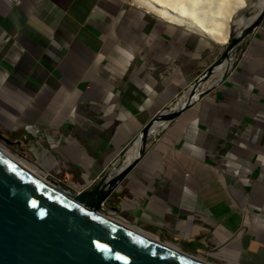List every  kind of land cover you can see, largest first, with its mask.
I'll list each match as a JSON object with an SVG mask.
<instances>
[{"label": "crops", "instance_id": "obj_1", "mask_svg": "<svg viewBox=\"0 0 264 264\" xmlns=\"http://www.w3.org/2000/svg\"><path fill=\"white\" fill-rule=\"evenodd\" d=\"M225 47L126 0H0V137L88 191ZM243 50L103 208L210 264H264V20Z\"/></svg>", "mask_w": 264, "mask_h": 264}, {"label": "water", "instance_id": "obj_2", "mask_svg": "<svg viewBox=\"0 0 264 264\" xmlns=\"http://www.w3.org/2000/svg\"><path fill=\"white\" fill-rule=\"evenodd\" d=\"M263 20L264 9L239 37L232 38L221 60L180 97L177 107L160 113L142 132L133 144L141 145L135 161L114 174L124 154L90 190L76 193L64 185L57 187L0 153V264H210L111 220L103 213V205L144 157L149 140L156 135L154 128L169 126L224 81L242 43ZM224 65L225 74L218 82L204 87ZM0 140L10 145L5 138Z\"/></svg>", "mask_w": 264, "mask_h": 264}, {"label": "bare ground", "instance_id": "obj_3", "mask_svg": "<svg viewBox=\"0 0 264 264\" xmlns=\"http://www.w3.org/2000/svg\"><path fill=\"white\" fill-rule=\"evenodd\" d=\"M137 7L148 11L159 19L180 27L186 31L199 35L222 46H228L234 36L239 37L244 28L250 26L257 19V15L248 19L246 25H242L244 17L237 19L239 13L249 7L251 0H126ZM264 6V5H263ZM263 10V8H261ZM260 10V12H261ZM259 12V13H260ZM246 26V27H245ZM222 68V71H221ZM219 68V78L226 71V65ZM221 71V74H220ZM208 80L205 82L207 85ZM188 97V96H187ZM184 100L182 101V103ZM177 105V104H176ZM165 125L158 124L154 128L157 133ZM140 143L135 144L129 152L126 165L133 163L140 154ZM0 153L4 154L18 165L37 177H41L40 170L32 163L12 155L6 146L0 143ZM126 167V166H125ZM124 168V167H123ZM122 168V169H123ZM121 169V170H122ZM43 175V174H42ZM112 220V219H111ZM116 222V221H115ZM129 227V226H128ZM130 229L139 234L159 242L135 228ZM169 246V245H168Z\"/></svg>", "mask_w": 264, "mask_h": 264}, {"label": "rangeland", "instance_id": "obj_4", "mask_svg": "<svg viewBox=\"0 0 264 264\" xmlns=\"http://www.w3.org/2000/svg\"><path fill=\"white\" fill-rule=\"evenodd\" d=\"M264 0H251L249 1V7L246 8L245 10L241 11L237 17V19L242 18L244 17L243 19V23H247L248 22V19L255 16L256 14H258L261 10V8L264 9ZM262 11V10H261ZM241 24V25H242ZM247 39V38H246ZM245 42V41H244ZM244 42L242 43L241 47L239 48L238 50V55H237V58L236 59H239L240 58V54L241 53H244V50H243V45H244ZM225 49L227 50V46L225 47ZM237 61V60H236ZM236 63V62H235ZM0 143H2L4 146H6V148L8 149V151L14 155L15 157H19V158H22L28 162H30L26 157L22 156L21 153L19 152L18 148H13L12 146H10L9 144L5 143V142H2L0 140ZM31 163V162H30ZM104 214H107L106 212H103Z\"/></svg>", "mask_w": 264, "mask_h": 264}, {"label": "built area", "instance_id": "obj_5", "mask_svg": "<svg viewBox=\"0 0 264 264\" xmlns=\"http://www.w3.org/2000/svg\"><path fill=\"white\" fill-rule=\"evenodd\" d=\"M240 56H243V57H244V56H245V53H241ZM41 178H42L43 180L49 182L50 184H53V185L59 187V185H58L57 183H53L49 177H47V176H43V175L41 174ZM103 208H105V205H103ZM106 213H107V212H106ZM105 215H106L107 217H109V218H111V219H113V220L119 222V223H122V224H124V225H128V226H131V225L128 223V221H126L124 218H122L121 216H119V215H118L117 213H115V212H109V213H107V214H105Z\"/></svg>", "mask_w": 264, "mask_h": 264}, {"label": "snow or ice", "instance_id": "obj_6", "mask_svg": "<svg viewBox=\"0 0 264 264\" xmlns=\"http://www.w3.org/2000/svg\"><path fill=\"white\" fill-rule=\"evenodd\" d=\"M98 247H102V246H99V245H98Z\"/></svg>", "mask_w": 264, "mask_h": 264}]
</instances>
